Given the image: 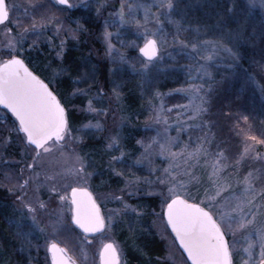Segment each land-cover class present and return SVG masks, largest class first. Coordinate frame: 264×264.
<instances>
[{
  "label": "rangeland",
  "instance_id": "1",
  "mask_svg": "<svg viewBox=\"0 0 264 264\" xmlns=\"http://www.w3.org/2000/svg\"><path fill=\"white\" fill-rule=\"evenodd\" d=\"M51 1L54 2L56 8H47L45 0H8L10 5L15 4L16 8L11 16L12 22L8 24V29H11V32L4 26L0 28V53L7 57L9 48L19 47L21 50L27 49L29 61L35 67L37 60L42 61L43 65L46 63L50 71L47 70L45 76H49L53 88L58 87L56 92L62 97V100L68 102L66 106L73 109L72 122L77 127L82 124L88 126L87 131L80 134L85 135L86 141L90 139H100L102 141L105 152L99 162H95L90 152L87 151L92 165L88 171L92 175L87 183H81L79 186L89 188L97 196V200L102 201L101 209L105 214L107 224L104 234L108 235V238L117 245L122 256V263L125 264V255L121 244L117 241L116 233L120 231L130 234L129 241L136 246L141 245V248L147 251L149 247L155 244L154 238L163 240L166 247V259L174 264L187 263L188 261L178 245L173 242L174 239L168 227L158 216L143 214L142 219L137 221L136 217L140 216L141 213L135 212L133 209H124L126 218L122 222L113 225V219L121 220V209H123L121 197L126 199L128 203L137 206L144 205L141 200L146 198L156 197L158 203H160L159 197L155 195L148 196L144 191L138 192L136 196L130 195L124 191L125 183L129 176L139 177L141 178V188L152 190L149 188V181L155 182L157 176L163 175L162 168H166L170 163L167 156L158 154L159 145L171 143V150L180 152V149L184 147V144L181 143L183 141L188 143V151L202 149L207 152L209 150L210 143L207 142V134L211 128L206 126L208 121H211L209 115L208 113L202 114L203 119L193 118V109L196 106V102L192 99L194 89L192 92L179 91L182 88L188 85H211L215 89L211 92V103L216 98H221V101L225 100L224 103L229 109L232 108V105L228 104L226 98L230 97L229 92H231L232 87L228 88L227 84L234 81L238 86V93L249 89L250 97L253 99L250 100L251 104L254 109H259L258 115H261L260 110H264V91L256 85L255 81H247L246 83V73L254 74L256 81L264 84V51H261V58L256 63L258 66L256 65L253 71L242 67V61L245 59L244 55L240 60V66L233 67V61L227 52H215L211 42L223 39L219 35V31L213 28L217 21L215 12L224 0H181L182 5H191V7H187L183 13L161 9L159 19L163 21L162 25L157 23L154 15L159 5L167 3V0H100L99 4L98 0H75L77 7H71L70 10H62L56 0ZM122 3L125 5L123 16L120 14ZM102 4H106V6L101 8L100 13H97V8L101 7ZM132 5H136V7L133 9ZM240 5L241 8L237 11L234 20H238L241 14L247 20L248 30L245 36L239 40L240 51L243 53V50L247 48V44L250 43L247 40L248 32L251 30L256 32L259 36L258 40L262 36L261 33H264V6L260 5L259 0H255V3L252 0H240ZM53 13L61 20L65 28L76 29L75 35L70 31L56 33L51 23H44L41 28H29L34 19L40 21L42 18L50 17ZM133 17L141 23L136 24ZM17 20L22 23L23 27H13ZM145 20H147V23H145ZM80 25H84L85 28L81 29ZM90 26L96 30L93 38L96 44L99 43L100 53L97 54L90 49L83 51L82 48L84 33ZM145 28L157 32L158 43L161 34H166L168 41L167 44L160 45L163 63L151 68L150 78L146 77L143 71H140L141 64L147 61L139 53V48L143 46L145 39ZM24 29L29 30L24 32ZM106 30L112 34L111 43L114 47L111 49H108V38L104 36ZM22 32L23 35H21ZM61 40L65 41L62 49L60 46ZM179 40L187 41V45H181ZM205 41H208V43L205 44ZM261 41H263V38H261ZM33 42H36V46L28 48ZM193 43L197 44L195 50L190 47ZM225 43H228V41H225ZM61 50H63L62 56L58 54ZM69 50L77 53L73 54L72 59H69L68 65L66 62L63 64ZM189 53H192V55H189ZM208 53H213V59H205ZM14 54H19V52ZM122 56L123 59H121ZM63 65L68 66L67 71H64L65 66L63 67ZM114 66L120 70L114 72ZM103 74L105 82H100V76ZM76 77H80L79 82L76 81ZM214 81L219 82L218 87ZM133 82H135L137 93L142 98V103L134 120H130L132 116L129 111L127 112L123 101L131 97L136 99L135 94H127L126 92V88ZM69 86V90H72L70 93L67 92ZM114 88L122 94L123 99L119 103L117 98L112 95ZM77 89H85V92L74 94ZM223 89L222 96L217 97L220 90ZM157 91L164 95L157 96ZM202 91L206 90L202 89ZM238 93H232V95L235 98H240ZM89 99L92 101L91 108L88 105ZM161 107L163 111H160ZM243 107H240L237 111L239 110L241 113ZM100 108H107L108 113L105 115L103 112L93 111V109ZM241 114L243 115L244 112ZM234 116L236 118V115ZM12 119V116L6 110L0 108V185L7 187V191L11 196L9 199L13 217L11 221L7 222L9 232L13 231L14 236L24 237L35 235V231L41 224L38 218L33 219V214L30 211L21 210L17 201V196L20 193L13 194L10 190L20 182L19 170L22 167L27 170V165L32 163L31 148L23 149L19 134L14 128L16 121ZM216 122L218 121H214L213 124ZM235 122L236 125L231 128V132L235 129L236 137L240 135L241 139H238L239 148H237V151H232L234 157H231L227 152L225 153L226 149L224 151L218 145L212 147L211 150L215 153L222 151L226 154L223 158L217 155L216 158L220 160V164L224 165L223 168L218 170L221 175L229 179L234 190H239L237 192L239 194L246 187L245 179L248 173H252L255 177L253 180L255 187H262L259 180L260 176L264 175V147H261L259 142L264 137L262 135L260 137L252 129L251 119L246 121L247 123L240 120ZM97 124L101 126L100 129L96 128ZM197 124L204 125L203 131L193 127L190 133L189 125ZM127 129L136 130L140 135L139 138V135L137 136L138 146L132 157L123 148V134ZM221 133L225 135L221 138V142L231 141V137L226 135V129H223ZM113 136L120 140L119 144L113 142ZM177 136L176 141L171 140L172 137ZM253 136L257 139L252 140ZM211 137L213 140L212 135ZM153 139L156 140V144L151 150L152 154L147 159L142 158L141 153L148 151L145 145ZM141 140L144 141V144L140 143ZM85 144L86 142L74 146L69 142L63 151L46 156L43 167H38L35 174L29 173L32 179L26 199L33 202L34 205L39 199L48 203V210L38 209L36 217L44 215L55 218V221L58 219L54 213L63 207L64 202L59 199V195L64 193L63 191L59 194L50 193L53 184L57 187L61 186L59 182L53 181L52 178L72 174L77 165L76 156L83 157L85 155L83 151H79L80 147L86 148ZM109 144L112 145L111 148L108 147ZM74 147H76L75 151ZM121 150L125 152V156L119 163H115L113 168L122 171L123 176L117 175L114 171L108 169L109 156H117ZM256 153L260 154L259 157ZM192 159L197 161L193 169L197 176L211 174L214 161L210 157L198 155L189 158L186 151L176 157L174 161H171L176 165L175 170L179 179H185L182 175L185 164L190 163ZM149 160H151V163H149ZM206 160L209 163L206 164ZM12 173L18 175L14 178L11 175ZM9 178L12 182H9ZM145 209L144 206V212ZM153 210L157 213L160 211V209ZM14 216L16 220L20 217L18 227L16 221H13ZM68 218L71 219V214L65 211L60 223L57 225V230H60L61 225ZM24 219L29 224L23 222ZM147 220L152 231L148 235L141 229ZM259 239L258 231L238 229L233 247L247 261L249 243L255 241L252 255L254 260L259 261ZM229 240L232 241L233 238L229 236ZM21 251L19 248L18 250L15 249L14 254L20 256ZM234 260L236 264H239V256H234Z\"/></svg>",
  "mask_w": 264,
  "mask_h": 264
},
{
  "label": "snow or ice",
  "instance_id": "2",
  "mask_svg": "<svg viewBox=\"0 0 264 264\" xmlns=\"http://www.w3.org/2000/svg\"><path fill=\"white\" fill-rule=\"evenodd\" d=\"M255 3V0H252ZM60 5L77 7L75 0H58ZM100 0H98V4ZM261 6H264V0H259ZM106 6L102 4L101 7L97 8V13L101 12V8ZM133 9L136 5L131 6ZM187 7L191 5H182L181 0H167V3H161L157 8L154 18L158 24H163V21L159 19L161 15V9H169L172 12H185ZM215 7V5H214ZM16 8L15 4L10 5L8 0H0V24L8 29V24L12 21L10 17L14 13ZM125 5H120L121 16H123V10ZM240 0H224L220 7L215 12L217 17L216 24L213 26L215 30L219 31V35L223 39H217L212 41V47L216 53L221 51L227 52L233 61V67L240 66V60L243 53L240 51L239 40L245 36L248 25L247 20L243 14H241L238 20H234L236 13L240 10ZM147 15V14H146ZM136 24H140L139 20L133 17ZM174 22L178 23V21ZM44 23H51L56 33L61 31H70L75 35L76 29L65 28L61 20L53 13L50 17L42 18L40 21L33 20L32 25L29 28H41ZM147 23V20H145ZM234 25V26H233ZM13 27H23L22 23L17 20V23ZM81 29H84V25H80ZM29 29H24L27 32ZM11 32V29H8ZM24 33L22 32L21 35ZM145 39L143 47L139 48V51L147 57V61L141 64L140 71L145 73V76L150 78L151 68L163 63L161 44H167L166 34L160 35V41L158 43L157 32L151 31L148 28L144 29ZM111 32L105 31L104 36L108 38V49L114 47L111 43ZM253 35L255 33L253 32ZM264 36V33H261ZM174 39H176L174 37ZM228 41V43H225ZM64 40H61L60 46L64 44ZM181 45H187V41L179 40ZM205 44L208 41L204 42ZM36 46V42L29 45L28 48ZM192 49H197V44L193 43L190 45ZM19 52V54H14ZM59 55H63L61 50ZM192 55V53H189ZM27 49L21 50L19 47L12 49L9 48L7 57L0 53V68H4L7 71L0 74V81H2L8 91V99L0 101V105L7 106L12 113L15 114L17 122L14 124L16 132L19 134V139L23 145V149L31 148L32 163L27 165V170L22 167L19 170V181L17 186L10 190L15 194L19 192L17 201L21 210L30 211L33 214V219L36 218L38 209L44 211L48 210V203L42 199L37 200L34 205L33 202L26 199L28 195V188L30 187L31 175L35 174L38 167H43L44 158L50 156L55 152H61L71 142L74 146L82 145L86 141L85 133L87 131V125H80L77 127L71 120L73 109L66 106L68 102L62 100V97L53 90L50 86L51 80L42 78L37 72L33 71L29 67V60ZM123 59V56L121 57ZM205 59H213V53H208ZM203 67V66H202ZM68 66H65L64 71H67ZM119 68L114 66L113 71H119ZM77 82L80 81V77L75 78ZM247 81H255L262 91H264V84H260L256 81V77L252 73H246ZM216 86H219V82H215ZM118 87V86H117ZM244 86L242 85V88ZM194 89V92L192 90ZM205 89L206 91H202ZM215 89L211 85H188L179 91L192 92V99L196 102V106L193 109V118L203 119L202 114L209 113L211 103V92ZM85 92V89H77L74 94H81ZM71 95V94H70ZM112 95L117 98V102L123 99L122 94L114 88ZM157 96H163V93L156 92ZM88 105L91 108L92 101L89 99ZM207 105V107H205ZM94 112H103L105 115L108 113L107 108L93 109ZM160 111H163L161 107ZM236 119L241 122L250 120V116L247 114H236ZM208 128L214 126L212 121H208L206 125ZM100 125L97 124L96 128L100 129ZM193 127H196L203 131L204 125H189V132ZM177 137H172V141H176ZM211 133L207 134V142L210 143L209 150L204 152L202 149L194 151H188L189 145L187 142L181 141L184 147L180 149V152L172 151V144L159 145L157 152L159 155L167 156L170 163L166 168H162L163 175L157 176L155 182L149 181V188L142 189L140 185L141 178L135 176H129L125 183L124 191L132 196H136L138 192L144 191L148 196H157L160 199L158 207L159 213L154 210H150L145 213L143 211L144 205H132L127 202L126 199L121 197V203L123 209H121V220L117 221L113 219L112 223L115 225L117 222H122L126 218L124 209H133L135 212L141 213L136 219L139 221L142 219L143 214H151L152 216H158L164 221V224L170 225L171 230L174 232V243L182 245L183 250H186L184 245L181 243L180 232L178 230L177 223V208L180 206V215H183L185 208H192L202 217L201 224L207 229L210 243L215 246L222 254V261L220 264H236L234 256H239V264H264V175L260 176L259 182L262 187H255L253 180L255 177L252 173H248L245 179L246 187L242 192L237 194L238 189H233V184L230 183L228 178L221 175L218 169L223 168L224 165L220 164V160L217 159V155L221 158L224 157V152L215 153L211 150L216 145L211 144ZM252 140H256L257 137L253 136ZM114 143L119 144L120 140L115 136L112 137ZM144 144V141H140ZM260 146L264 147V139L260 140ZM156 144V140L153 139L150 143L146 144L145 147L148 151L141 153L142 158L147 159L151 154L153 146ZM112 147L111 144L108 145ZM76 147H74V151ZM79 151H83L85 155L76 156L77 165L73 169L71 175L53 177V181L59 182L60 187L53 186L50 188L51 194H59L63 191V195H59V199L64 202L62 208L58 209L54 214L58 217L53 222V229L57 227L62 219L65 211L71 214V219L76 225L83 229L84 233H94L107 227L105 214L101 209V202L97 200V196L94 195L87 187H80L81 183H87L88 179L91 178L92 173L88 169L92 166L90 159L88 158V152L80 147ZM189 158H194L198 155H205L210 157L214 163L212 164L213 171L210 175L197 176L193 170L197 161L192 159L190 163L185 164V170L182 173L185 179L181 180L176 174V165L171 161H174L176 157L180 156L181 153L186 152ZM259 157V153H256ZM125 156V152L121 150L117 156H109L108 169L114 171L117 175L123 176L124 173L119 169H114L113 165L119 163ZM151 163V160H149ZM209 163V161H205ZM160 170V169H157ZM171 174V175H169ZM66 181V183H65ZM75 185V186H73ZM193 192L195 193L193 195ZM51 200V195H50ZM243 229L245 231L252 230L259 232V261L253 259V251L255 241L249 243L248 247V260H244L239 252L233 247V242L236 239L237 230ZM229 236L233 238L229 240ZM56 245L53 244V252L56 250ZM108 250H112V258L110 259L107 254L103 264H118L115 259L117 253L115 251L114 244H108L105 248V253ZM187 256H191L187 252ZM56 264H68L65 259H57Z\"/></svg>",
  "mask_w": 264,
  "mask_h": 264
},
{
  "label": "trees",
  "instance_id": "3",
  "mask_svg": "<svg viewBox=\"0 0 264 264\" xmlns=\"http://www.w3.org/2000/svg\"><path fill=\"white\" fill-rule=\"evenodd\" d=\"M47 8L52 7L54 8V5L50 2H45ZM61 8V7H60ZM87 31V32H86ZM85 31L84 40H83V51H86L90 49L91 51L97 53H100V49L98 48V44H96V41L93 38L94 33L96 32L95 28L89 27ZM255 35H253V31L251 30L248 32L247 36L250 41V43L247 44V48L243 50V55L245 59L242 61V67L248 68L249 70L253 71L255 69V66L257 65V61L259 58H261V51H264V37L263 41H261V38L258 40L259 36H257L256 32H254ZM76 52L73 53H67L66 59L67 61L69 60L68 55L69 54H75ZM264 57V56H263ZM258 66V65H257ZM243 70V68H241ZM232 80V79H230ZM235 80V79H234ZM103 81L105 82L104 74L100 76V82ZM69 82V81H68ZM228 88L232 87L231 92H229L230 97L226 98L228 100V104L232 105V108L227 107V105L224 103V101H221V98H216L213 103H212V108L210 109L208 115H209V120L211 121H218L214 124L211 129H209V133L213 136V140L211 139V144L218 145L220 146L221 149L230 154L231 157H234V153L237 151V148H239V140L240 135L236 137L235 134V129L231 132V128H234L236 125L237 119L235 118L234 115H236L240 107H243L244 114H247L250 116L252 125H253V130L261 137V135L264 137V110L261 111V115H258L259 109H254L252 106V102L250 101L252 99L251 93H249L248 90H243L242 92L238 93L237 92V84L234 81H231V83L228 82L227 84ZM97 88V87H96ZM227 88V89H228ZM235 88V89H233ZM127 94H135L136 99L134 98H127L123 102L125 103L124 106L126 105V110L127 112L131 114L130 120H134V117L136 113L139 112L140 110V105L142 103V98L139 96L137 93L136 87H135V82L130 83L129 86L126 88ZM224 93V89L220 90L218 93L217 97H221L222 94ZM232 93H238L240 94V98L234 97ZM236 94V96H238ZM238 98V99H237ZM223 100V99H222ZM253 100V99H252ZM243 104V105H242ZM249 105V106H248ZM264 107V106H263ZM241 112V113H242ZM257 112V114H256ZM240 113V112H239ZM227 118V122H226ZM263 118V119H262ZM224 119V121H222ZM13 120V119H12ZM235 122V124H234ZM247 123V122H243ZM223 129H226V135L231 137V141H222V137H225L221 133ZM228 132V133H227ZM230 133H232L230 135ZM139 133L136 130L132 129H127V131L123 134L124 139H123V148L125 151H128L130 154V157L135 153L137 150L138 142L137 139L140 137ZM138 136V138H137ZM239 139V140H238ZM86 144V151L90 152V155L92 158L95 160V162H99L101 159L102 154L105 152L102 147V141L100 139L97 140H88L85 141ZM225 147V148H224ZM233 151V152H232ZM226 155V154H225ZM229 157V156H228ZM230 157V158H231ZM97 160V161H96ZM98 164V163H97ZM14 178L16 177V173L11 174ZM10 179V178H9ZM9 182H12L11 179ZM11 196H9V193L7 191V187H3L0 185V264H17L20 262V259L18 256L14 254L15 248L11 245L10 242V237H9V227L7 225V222L10 221V217H12L13 213L11 211L12 206L10 204V199ZM144 203V206L146 207L145 212L147 213V210H153V209H159L158 207V198H146L144 200H141ZM144 210V209H143ZM149 211V210H148ZM141 229L146 232V234H150L152 231L150 230L148 226V220L144 223V227H141ZM151 231V232H150ZM126 236V240L129 241V236L127 232L123 231ZM155 235V234H154ZM156 241L155 244L152 247H149L148 251L146 249L141 248V245H134L131 244L129 245V249L133 250L132 252L136 255H140L141 261L145 264H172L168 259L165 258L166 254V247L165 243L163 240L154 238ZM136 250V252H135ZM165 258V259H164Z\"/></svg>",
  "mask_w": 264,
  "mask_h": 264
},
{
  "label": "flooded vegetation",
  "instance_id": "4",
  "mask_svg": "<svg viewBox=\"0 0 264 264\" xmlns=\"http://www.w3.org/2000/svg\"><path fill=\"white\" fill-rule=\"evenodd\" d=\"M45 1L49 3L51 2L56 8V5L54 4L53 1L51 0H45ZM58 5L62 7V10L71 9V7L69 6L60 5L59 3ZM1 27H3V24H0V28ZM70 52L73 53L75 51L69 50L67 53ZM68 57H69L68 59H72L73 54H69ZM26 62L29 63V67L32 68L33 71L37 72L38 75H41L42 78L49 79V76L48 77L45 76L47 75L46 74L47 70L50 71L46 63H44L43 65L42 61L37 60L36 61L37 65L35 67V65L31 63V61L26 60ZM65 62L68 65L69 60L67 61L66 56L64 58L63 64ZM64 66L66 65H63V67ZM72 69L73 71H75L74 68ZM68 80L70 83L69 78ZM50 86L53 87L52 84H50ZM57 88L58 87L53 88V90L56 91ZM69 88L70 86L67 87L68 93L72 91L69 90ZM13 119L16 121L15 118ZM15 216L13 221H16L18 227L19 224L18 220L20 219V217L18 218L16 217L17 218L16 220ZM12 217H10V221ZM36 218H38V221L41 224V226H38L37 231H35L34 233L35 235H31V236L27 235L24 237L14 236L13 231L9 232L11 245H13L14 248L17 250L18 248L22 250L19 253L20 256H18L20 262H18L17 264H52V259L50 254V246L52 244H55L63 248L66 251V253L71 257L72 261H74L76 264H103L101 261L102 259L101 256L104 249L110 243L115 245V243L108 238V235L104 234L105 229H101L98 232H94V233H84V231L80 227H78L72 219L68 218L66 222L61 225L60 230H57L58 226L55 229H53V222L55 221V218L44 215H40V216L38 215ZM22 221L29 224V222L25 221V219ZM116 233H117V241L121 244V248L125 255V264H145L143 262H140L141 261L140 255L134 254L132 252L133 250L129 249V245L133 243L126 240L125 233L123 231ZM115 251L117 252V256H118V264H123L122 256L117 245H115ZM16 252L18 253V251ZM185 264H189V263L187 262Z\"/></svg>",
  "mask_w": 264,
  "mask_h": 264
},
{
  "label": "water",
  "instance_id": "5",
  "mask_svg": "<svg viewBox=\"0 0 264 264\" xmlns=\"http://www.w3.org/2000/svg\"><path fill=\"white\" fill-rule=\"evenodd\" d=\"M139 53L142 57H144L147 60V57H145L143 53H141L140 51ZM6 71H7L6 69L0 68V74L5 73ZM7 99H8L7 87L2 81H0V101H5ZM0 106L2 108L7 109L15 117V114L12 113L11 110L7 108V106L5 105H0ZM180 207H178L176 210L178 216L177 223L179 225L178 230L180 232V239H181V243L184 245L185 249L191 256L193 262H191L190 257L187 256L186 250H183L182 245H179L178 243L177 244L180 250L186 256L189 263L190 264H220V262L222 261V254L215 246H213L210 243L207 229L204 225L201 224L202 217L200 216V214L197 213L192 208H185L183 215H180L179 214ZM167 226L174 237V232L171 230L170 225ZM52 245L50 246L52 264H56L57 259H65L68 261V264H76L74 261H72L71 257L66 253V251L63 248L56 245L57 246L56 250L55 252H53ZM106 254L111 259L112 250H108V252L105 253V249H104L101 256L102 263L105 259ZM115 259L118 262L117 255Z\"/></svg>",
  "mask_w": 264,
  "mask_h": 264
}]
</instances>
